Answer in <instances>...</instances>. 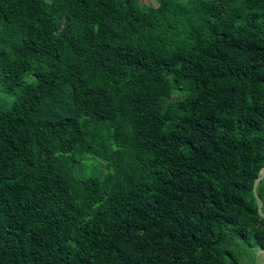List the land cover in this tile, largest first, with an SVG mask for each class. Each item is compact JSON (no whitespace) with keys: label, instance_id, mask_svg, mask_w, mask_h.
Here are the masks:
<instances>
[{"label":"trees","instance_id":"obj_1","mask_svg":"<svg viewBox=\"0 0 264 264\" xmlns=\"http://www.w3.org/2000/svg\"><path fill=\"white\" fill-rule=\"evenodd\" d=\"M263 166L264 0H0V264H258Z\"/></svg>","mask_w":264,"mask_h":264},{"label":"rangeland","instance_id":"obj_2","mask_svg":"<svg viewBox=\"0 0 264 264\" xmlns=\"http://www.w3.org/2000/svg\"><path fill=\"white\" fill-rule=\"evenodd\" d=\"M140 2L144 5H152V6H156V0H140ZM90 168H93L92 166ZM94 171V169H92ZM249 249L247 248L245 250V259L247 262L250 261V253H253L255 255L256 260L259 262L258 264H260V261L264 262V256H261L260 251L257 252H252L253 250H250V252L248 251Z\"/></svg>","mask_w":264,"mask_h":264},{"label":"water","instance_id":"obj_3","mask_svg":"<svg viewBox=\"0 0 264 264\" xmlns=\"http://www.w3.org/2000/svg\"><path fill=\"white\" fill-rule=\"evenodd\" d=\"M263 176H264V166L261 168L258 177L255 179L254 184H253V189H252L253 190V195H254V197L256 199V203H257V211H258V213L261 216H264V214L261 213L262 203H261V200L259 199V197L256 194V187H257L258 183L260 182V180L263 178ZM263 264H264V262H263Z\"/></svg>","mask_w":264,"mask_h":264}]
</instances>
